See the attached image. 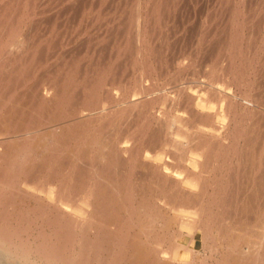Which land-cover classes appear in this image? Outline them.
Here are the masks:
<instances>
[{"label":"bare ground","instance_id":"obj_1","mask_svg":"<svg viewBox=\"0 0 264 264\" xmlns=\"http://www.w3.org/2000/svg\"><path fill=\"white\" fill-rule=\"evenodd\" d=\"M37 1L0 5V260L264 264V2L222 0L228 41L212 54L218 59L205 74L159 89L147 53L162 64L161 46L148 39L164 19V0H148L149 9L142 0L123 3L126 36L113 39L116 58L130 54L128 65L139 67L131 86L113 61L90 69L91 57L87 71L80 61L88 53L35 78L44 49L27 19ZM175 61L182 73L188 64Z\"/></svg>","mask_w":264,"mask_h":264},{"label":"rangeland","instance_id":"obj_2","mask_svg":"<svg viewBox=\"0 0 264 264\" xmlns=\"http://www.w3.org/2000/svg\"><path fill=\"white\" fill-rule=\"evenodd\" d=\"M5 1H7V0H0V5H1V3H4ZM42 3H41V2ZM38 0L37 1V6H36V4L33 6L34 8L31 10V11H34V12H32V15L33 16H31V19H30V16L28 17V16H26L25 15V17H28L29 19H27V21H28V28L30 29V28H32V31H34V30H36V31H34V32H32L31 33V31H25V33H23V35H21V36H24V35H26L28 38H29V36H28V34H32L33 36L34 35H36V36H40L41 38H42V40H41V44H40V46L42 47H44V44H47L46 45V47L45 48H41L40 47V50L41 49H44L43 51H40V58H41V56H42V58H41V60L43 61V62H41L40 64H39V67H37V71H38V73H37V71L35 72V76L37 75V77H35V78H37L38 79V77H39V71H41V70H44L43 68H45V72H40L41 74H43V76L44 75H46L45 73H47L46 72V70L48 69L49 70V72H52V70H54V69H56V68H53V67H55V63H57V65H59V63H60V61L62 62V63H60L61 65H60V67L62 66V64L63 63H68V61H72L71 59H74L75 58V60H74V62L75 61H78L79 59H83L84 57H87V53L88 54H92V51L91 50H93V55L95 56V57H93V56H90V55H88V57L87 58H84L82 61H80V62H82V65H83V63H85V65L84 66H86L87 67V71H90V69L92 68V67H94L95 65L96 66H102V62L103 61H106L107 63L108 62H110V61H113V65L114 64H116L115 66H118L117 68L118 69H115V71L117 70V72L119 73H122V76H123V78L128 74L129 76H127L126 78H128V86H131L130 84H132L133 85V81L132 80H134V78H132V77H135V76H139V71H138V69L137 68H139V67H137V68H135V66H133L132 64H130V65H128L129 64V62H130V54L128 55L127 53H125V56H123L121 53V57H122V59H121V57H120V55L118 56V58H116L117 57V55H116V50L118 49L117 47H115L114 45H115V42L117 41L118 42V40L120 39V36L123 34V32H124V36H126V34H125V31L123 30V27H124V23H126V21L128 20V14H126V11H127V9H125L127 6H125V4H123V3H126L127 1L125 0H120L121 2H119L118 0H103V1H97V0ZM50 1H52V3L50 2ZM59 1V2H58ZM67 1V2H66ZM71 1H73V2H71ZM79 1V2H78ZM106 1V3H104ZM113 1V2H112ZM143 2H144V4L142 3V8L144 9L145 8V3H147L146 4V7H150V5L151 4H149V3H151L150 1H148V0H142ZM166 3H164L163 1V3L161 2V0L160 1H158L159 2V4H160V2H161V5L160 6H166L167 8H165V9H163V11H164V14H163V17H164V19L163 20H156V22H158L157 24V26H155V28H156V32H157V35L156 36H153L154 37V40L152 39V38H149L148 40H150L151 41V46L153 45L152 44V42L153 43H155L156 44V47H154V49H160V46H161V48L162 49H160V54L158 55V58H159V60H160V62L163 64H160V65H158V62H156L155 61V59L153 60V50H151L150 49V51L148 52L149 54L151 53L152 55H149L148 53H147V56H148V59H149V61H151V62H153V65L156 67L155 68V70L153 69L152 70V72H150V75H151V77L149 78V80L150 79H152L153 78V81L152 80H150L149 82L151 83V84H154L155 86V88H159V89H161V87H166V86H170L171 84H172V82H174V80L177 78V80L176 81H178V79H180L181 78V80H183L184 81V77L186 78V79H188L189 80V77H195L196 75H203V74H205L206 73V71H205V69H210V66H211V63H213V59L215 60V59H218V57H213V59H212V56H214V55H212V54H215L216 53V51H217V48L218 47H221V45H223L224 43L223 42H227L228 41V36H227V31H225V28L227 27V25H228V22L229 21H225V20H227V18H226V12H225V6L223 5V3H222V0H221V2H218V1H220V0H164ZM180 1V2H179ZM183 3H182V2ZM187 1V2H186ZM216 1V2H215ZM257 0H250V2H254L255 4H257V5H255L254 3V6L255 7H259V4L256 2ZM264 2V0H261V2ZM40 2V3H39ZM45 2V3H44ZM95 2H97V3H95ZM99 2H103V3H100L99 4V6L97 7V5H98V3ZM130 2V0L128 1V3ZM168 2V3H167ZM170 2H171V4H170ZM179 2V3H178ZM49 4V6H48V4ZM91 3V4H90ZM176 3V4H175ZM194 3V4H193ZM38 4H40V6L38 5ZM44 4H45V6H44ZM75 4H76V7H75ZM94 4V5H93ZM97 4V5H96ZM103 4H105V5H103ZM117 4H119V5H117ZM149 4V5H148ZM167 4H168V6H167ZM181 4V5H180ZM222 4V5H221ZM41 5H43V6H41ZM83 5V6H82ZM103 5V6H102ZM171 5V6H170ZM181 6V8H180V6ZM39 6V7H38ZM47 6V7H46ZM60 6V7H59ZM90 6V7H89ZM94 6V7H93ZM106 6H107V8H106ZM185 6V7H184ZM221 6L223 7L224 6V8H221ZM38 7V8H37ZM43 7V8H42ZM58 7V8H57ZM72 7H74V9L72 8ZM81 7H82V9H81ZM93 7V9H90V8H92ZM100 7V8H99ZM122 7V8H121ZM124 7V8H123ZM176 7H177V9H176ZM214 7V8H213ZM216 7H218V8H216ZM41 8L43 9V10H41ZM69 8V9H68ZM96 8V10H94ZM105 8L107 9V10H105ZM128 8V7H127ZM169 8V9H168ZM40 11H39V10ZM57 9V10H56ZM62 9H64V10H62ZM89 9V10H88ZM110 9V10H109ZM129 9V8H128ZM145 9H149V8H145ZM168 9V10H167ZM182 9V10H181ZM214 9V10H213ZM225 9V10H224ZM36 10L38 11V12H36ZM59 10V11H58ZM62 10V12H60ZM67 10H69V11H67ZM75 10H77V12L75 11ZM99 10V11H98ZM125 13H122V11ZM220 11V12H217V11ZM224 10V11H223ZM256 10H259L258 8H256ZM58 11V12H57ZM63 11H65V12H63ZM91 11V12H90ZM109 11V13H107ZM129 11V10H128ZM171 13H170V12ZM176 11H177V14H176ZM209 11V12H208ZM212 11V12H211ZM88 12H90L89 14H88ZM93 12V13H92ZM104 12H106V13H104ZM119 12H120V14H119ZM208 12V13H207ZM256 12V11H255ZM65 13V14H64ZM67 13V14H66ZM74 13V14H73ZM114 13V14H113ZM167 13V14H166ZM169 13V14H168ZM211 13V14H210ZM215 13H217V14H215ZM224 15H223V14ZM40 14H42L41 16H40ZM64 14V15H63ZM84 14V15H83ZM98 14V16H95V15H97ZM104 14V15H103ZM176 14V15H175ZM183 14V15H182ZM213 14V15H212ZM31 15V14H30ZM46 15V16H45ZM60 15V16H59ZM71 15V16H70ZM94 15V16H93ZM101 15V16H100ZM107 15V16H106ZM112 15H114V16H112ZM119 15H120V17H119ZM122 15V16H121ZM182 15V16H181ZM189 15H191V16H189ZM217 15V16H216ZM45 16V17H44ZM48 16V17H47ZM68 16V17H67ZM81 16L83 17V18H81ZM105 16V17H104ZM205 16V17H204ZM220 16V17H219ZM33 17V18H32ZM57 17V18H56ZM71 17V18H70ZM73 17V18H72ZM75 17V18H74ZM100 17H102V18H100ZM108 17V18H107ZM123 19H122V18ZM174 17V18H173ZM177 17V18H176ZM222 17V18H221ZM257 17V15L255 14V16H254V18H256ZM51 18V19H50ZM60 18H62V19H60ZM93 18V19H92ZM108 20H107V19ZM113 18V19H112ZM116 18V19H115ZM121 18V19H120ZM124 18H126L127 20H125ZM221 18V19H220ZM224 18H225V20H224ZM257 18H259V17H257ZM256 18V19H257ZM38 19H40V23H39V20ZM63 19H65L66 21H64ZM69 19H71V20H69ZM75 19V20H74ZM80 19V20H79ZM83 21H82V20ZM99 19V20H98ZM101 19V20H100ZM105 19V20H104ZM118 19H120V20H118ZM175 19V20H174ZM218 19V20H217ZM30 20V21H29ZM42 20V21H41ZM56 20H59V22L58 21H56ZM123 20V21H122ZM208 20V21H207ZM209 20H210V22H209ZM225 22H224V21ZM62 21H64V22H62ZM91 21V22H90ZM116 21V22H115ZM121 21V22H120ZM125 21V22H124ZM162 21V22H161ZM163 21H164V23H163ZM171 21V22H170ZM173 21V22H172ZM219 23H218V22ZM256 21V20H255ZM25 22H26V20H25ZM42 22V23H41ZM82 22V23H81ZM99 24H98V23ZM101 22V23H100ZM109 22V23H108ZM113 22V24H110V23H112ZM216 22V23H215ZM252 23L251 24H253V20L251 21ZM261 21H259L258 23H260ZM53 23V24H52ZM71 23V24H70ZM97 23V24H96ZM118 23V24H117ZM122 23V24H121ZM205 23V24H204ZM58 24V25H57ZM60 24V25H59ZM73 24V25H72ZM90 24V25H89ZM102 26H101V25ZM119 26V25H121L120 27H118L117 25ZM162 24V25H161ZM172 24V25H171ZM207 24V25H206ZM223 24V25H222ZM36 25V26H35ZM54 27H53V26ZM65 25V26H64ZM88 25H89V27H88ZM101 27H100V26ZM106 25H107V27H106ZM210 25V26H209ZM220 25H221V27H220ZM49 26V27H48ZM56 26H57V28H56ZM68 26H69V28H68ZM104 26V27H103ZM149 26V25H148ZM165 26V27H164ZM212 26H214V27H212ZM53 27V28H52ZM116 27H118L117 29H116ZM161 27H162V29H161ZM203 27V28H202ZM207 27V28H206ZM219 29H218V28ZM223 27V28H222ZM27 28V26L25 27V30L26 29H28ZM37 28H39V30L37 29ZM44 28V29H43ZM50 28V29H49ZM77 28V30H75ZM79 28V29H78ZM94 28V29H93ZM205 28V29H204ZM211 30H210V29ZM213 28V29H212ZM87 29V30H86ZM96 29H98V30H96ZM101 29V30H100ZM118 29H120L119 31H118ZM122 29V30H121ZM200 29V30H199ZM206 29H207V31H206ZM210 31H209V30ZM78 30H79V32H78ZM85 30V31H84ZM103 30V31H102ZM107 32H106V31ZM111 30V31H110ZM163 30V31H162ZM201 30H202V32H201ZM213 30V31H212ZM224 30V31H223ZM52 33H51V32ZM63 31V32H62ZM116 31V32H115ZM204 31V32H203ZM223 31V32H222ZM47 32H49V33H47ZM56 32H57V34H56ZM59 32V33H58ZM61 32V33H60ZM66 32V33H65ZM83 32V33H82ZM94 32V33H93ZM101 32V33H100ZM106 34H105V33ZM161 32V33H160ZM207 32V33H206ZM209 32V33H208ZM215 34H214V33ZM41 33L44 35H41ZM47 33V34H46ZM86 33V34H85ZM98 33V34H97ZM115 35H114V34ZM159 33V34H158ZM201 33V34H200ZM218 35H217V34ZM220 33V34H219ZM30 34V35H31ZM60 34V35H59ZM82 36H81V35ZM91 34H92V36H91ZM95 34H96V36H95ZM100 34V35H99ZM110 34V35H109ZM119 35L118 37H115V36H117V35ZM199 34V35H198ZM48 36L49 37V40H48V37H46V36ZM73 35V36H72ZM74 35L76 36V37H74ZM98 35V36H97ZM102 35V36H101ZM104 35H105V37H104ZM107 35H108V37H107ZM112 35V36H111ZM162 35H164V36H162ZM206 35H207V37H206ZM212 35V36H211ZM213 35H214V37H213ZM35 36V38L37 39L38 37H36ZM43 36V37H42ZM100 36V37H99ZM110 36H111V39H110ZM168 36V37H167ZM197 36V37H196ZM216 36V37H215ZM199 37H201V38H199ZM211 37V38H210ZM218 37V38H217ZM25 38V37H24ZM61 38V39H60ZM88 38V39H87ZM91 40H90V39ZM100 38V39H99ZM107 38L109 39V40H107ZM116 40H114V39ZM145 38H147V36L145 37ZM207 38H209V40L207 39ZM214 38V39H213ZM220 38H222V40L220 39ZM223 38H225L226 39V41H225V39H223ZM53 39V40H52ZM65 39V40H64ZM70 39V40H69ZM83 39V40H82ZM104 39V40H103ZM165 39V40H164ZM169 39V40H168ZM198 39V40H197ZM56 40V41H55ZM64 40V41H63ZM157 40H158V42H157ZM205 40V41H204ZM218 40V41H217ZM224 40V41H223ZM43 41H45V42H43ZM49 41V42H48ZM71 41V42H70ZM77 41V42H76ZM87 43H86V42ZM89 41V42H88ZM97 41V42H96ZM104 41V42H103ZM114 43H113V42ZM200 41V42H199ZM52 42V43H51ZM57 42V43H56ZM90 42H91V44H90ZM202 42V43H201ZM213 42H214V44H213ZM69 43V44H68ZM104 43V44H103ZM111 43H113V44H111ZM219 43H221L220 45H219ZM223 43V44H222ZM230 43V41L227 43V44H229ZM263 44V41L262 42H259V44ZM51 44V47H49V45ZM56 44V45H55ZM80 44V45H79ZM84 46H83V45ZM100 44V45H99ZM58 45V46H57ZM72 45V46H71ZM77 45V46H76ZM82 45V46H81ZM88 45V46H87ZM112 45L115 47H112ZM160 45V46H159ZM198 45V46H197ZM208 45H210V46H208ZM214 45H219V46H214ZM225 45V44H224ZM103 46V47H102ZM153 46H155V45H153ZM153 46H152V49H153ZM158 46H159V48H158ZM191 46V47H190ZM195 46V47H194ZM205 46H207V47H205ZM71 47H73V48H71ZM77 47H79L78 49H77ZM91 47V48H90ZM106 49H105V48ZM112 47V48H111ZM170 47V49H168V48ZM202 47H204V48H202ZM264 47V46H263ZM48 48V49H47ZM64 50H63V49ZM71 48V49H70ZM96 48H98V49H96ZM100 48V49H99ZM109 48V49H108ZM180 48V49H179ZM184 48V49H183ZM211 48V49H210ZM75 49V50H74ZM84 49H85V51H84ZM96 49V50H95ZM112 49V50H111ZM193 49V50H192ZM195 49V50H194ZM204 49V50H203ZM211 51H210V50ZM51 50V51H50ZM61 50H63L62 52H61ZM70 50H72V51H70ZM98 50V51H97ZM113 50H115V51H113ZM182 51V53H180V52H178V51ZM60 51V52H59ZM67 51V52H66ZM109 51H110V53H109ZM189 51H191V53L189 52ZM209 51V52H208ZM41 52H43V53H41ZM46 52V53H45ZM53 54H52V53ZM84 52V53H83ZM96 52V53H95ZM100 52V53H99ZM113 52V53H112ZM202 52V55L200 54ZM215 52V53H214ZM55 53V54H54ZM66 53V54H65ZM70 53V54H69ZM78 55H77V54ZM102 53V54H101ZM180 53V54H179ZM188 53H190V55L188 54ZM200 55H199V54ZM206 53V54H205ZM43 54V55H42ZM46 54H48V55H46ZM63 54H65L67 57H63ZM80 54V55H79ZM82 54L84 55L83 56V58H81L80 56H82ZM110 54V55H109ZM128 56H127V55ZM221 54H223V53H221ZM221 54H220V56L219 57H221ZM45 55H46V57L48 56L49 57V59H48V57H47V59H48V61L46 60V57H45ZM62 55V56H61ZM64 55V56H65ZM101 56V59H100V56ZM112 55V56H111ZM167 55V56H166ZM173 55V56H172ZM180 55V56H179ZM188 57H186V56ZM193 55V56H192ZM216 55V54H215ZM60 56H61V58H60ZM70 56V57H69ZM80 58H79V57ZM109 56V57H108ZM115 56V57H114ZM175 56V57H174ZM185 56V57H184ZM189 56H190V58H192V60H188V59H190L189 58ZM200 56H201V58H200ZM93 58V59H96L94 62L93 61H91L90 62V64L92 65L93 63H96V61H97V63L96 64H93V66H91L90 67V69H88L89 68V66H90V64L88 63V60H90V58ZM111 57V58H110ZM112 57L114 58V59H112ZM123 57H124V60H126V61H123ZM127 57H129V58H127ZM169 57H171V58H169ZM184 57V58H183ZM205 57V58H204ZM70 58V59H69ZM97 58H99L100 60H102V61H100L99 59L97 60ZM165 58V59H164ZM174 58V59H173ZM176 58H178V59H181L182 58V61H184L185 63H186V65L187 66H185L184 68L185 69H183L182 70V73H181V71H180V67L178 68V65L177 64H175L174 63V60H178V59H176ZM194 58V59H193ZM203 58H204V60H203ZM210 58V59H209ZM54 59V60H53ZM61 59V60H60ZM65 61H64V60ZM68 59V60H67ZM104 59V60H103ZM120 61H119V60ZM167 59H169V60H167ZM173 59V60H172ZM184 59V60H183ZM198 59H200L202 62L200 63V60H198ZM208 60L207 62L205 61V60ZM45 60V61H44ZM49 60H50V62H49ZM63 60V61H62ZM67 60V61H66ZM115 60H118V61H115ZM172 60V61H171ZM210 60H211V62H210ZM47 61V62H46ZM167 61V62H166ZM175 61V62H176ZM187 61V62H186ZM189 61V62H188ZM192 63H191V62ZM59 62V63H58ZM170 62H171V64H170ZM45 63H46V65H48V67L46 66V67H43V66H45ZM102 63V64H101ZM118 63H119V65H118ZM173 63V64H172ZM193 63L195 64V65H193ZM206 63V65H204ZM209 63V64H208ZM89 66H88V65ZM104 64H105V62H104ZM103 64V65H104ZM166 64H168V65H166ZM127 65V66H126ZM177 67H176V66ZM193 65V66H192ZM202 66L203 65V67H201V68H199L200 66ZM210 65V66H209ZM259 64H257V66H258ZM53 66V67H52ZM105 66H106V64H105ZM105 66H102V67H105ZM128 66H130V67H132L131 69L130 68H127ZM256 66V67H257ZM57 67V66H56ZM86 67H84V68H86ZM113 67V66H112ZM119 67L121 68V69H119ZM135 69H134V68ZM169 67V68H168ZM57 68H59V67H57ZM84 68H82L83 70H85ZM116 68V67H115ZM124 68H126V69H124ZM160 68V69H159ZM175 68H176V70H175ZM200 70H199V69ZM202 68H204V72L203 73H201L202 71L201 70H203ZM40 69V70H39ZM123 69V70H122ZM128 69V70H127ZM134 69V70H133ZM172 69V70H171ZM195 69V70H194ZM198 69V70H197ZM47 70V71H48ZM120 70V71H119ZM125 70H127V72H125L124 74H123V72L125 71ZM157 70V71H156ZM185 70V71H184ZM190 70V71H189ZM207 70V71H208ZM154 71V72H153ZM164 71H166V72H164ZM178 71H180V72H178ZM187 71V72H186ZM196 71V72H195ZM133 72V73H132ZM135 72H137V74L135 73ZM163 72V73H162ZM169 72V73H168ZM172 72V73H171ZM175 72H176V74H175ZM188 72H190V73H188ZM198 72L200 73V74H198ZM37 73V74H36ZM60 73V72H59ZM165 74L166 73V75H162V74ZM181 73V74H180ZM186 73V74H185ZM188 73V74H187ZM193 73H194V75H193ZM263 73H264V71H263ZM40 74V75H41ZM52 74H54V73H52ZM126 74V75H125ZM132 74H133V76H132ZM131 75V76H130ZM135 75V76H134ZM160 75H161V77H160ZM169 75V76H168ZM176 75H178L177 77H175ZM183 77H182V76ZM54 76H56V75H54ZM53 76V77H54ZM157 76H158V79H157ZM42 77V76H41ZM40 77V78H41ZM108 77H110V74H109V76ZM264 77V74H263V76H260V78L262 79ZM131 80H130V79ZM170 78H172V79H170ZM256 78V77H255ZM191 79V78H190ZM155 80H157V81H155ZM165 80V81H164ZM170 80V81H169ZM172 80V81H171ZM256 80H258V79H256ZM255 80V81H256ZM130 81V82H129ZM180 81V80H179ZM259 81V80H258ZM258 81H256V82H258ZM153 82V83H152ZM164 82H166V84L164 83ZM262 82V81H261ZM164 83V84H163ZM168 83V84H167ZM170 83V84H169ZM182 83H184V82H182ZM263 83V82H262ZM161 84H163L162 86H161ZM259 86V85H258ZM263 86L264 85H260V88L259 89H261V88H263ZM159 98H161V96H159ZM33 221H34V223L36 224V220H32V223H33ZM32 223H30V226L32 227V229L34 230L35 229V224H32ZM15 224V223H14ZM37 225V224H36ZM33 230H31V232L33 231ZM34 232V231H33ZM33 234V233H32ZM34 235H35V232H34ZM5 260V259H4ZM1 261V263L0 264H4V263H8L9 262V260H5V261H3V260H0ZM13 262H9V264H12ZM15 264H19V263H17V262H14ZM13 263V264H14Z\"/></svg>","mask_w":264,"mask_h":264}]
</instances>
